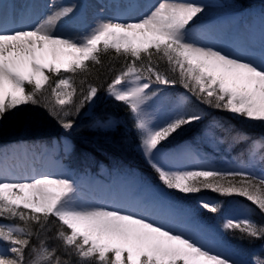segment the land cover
<instances>
[{
	"label": "snow or ice",
	"instance_id": "obj_1",
	"mask_svg": "<svg viewBox=\"0 0 264 264\" xmlns=\"http://www.w3.org/2000/svg\"><path fill=\"white\" fill-rule=\"evenodd\" d=\"M22 7L13 4L14 9ZM112 7L120 13L100 14L71 32L62 31L76 16L71 5L53 6L35 24L21 25L14 11L12 26L0 11V124L24 112L22 106L43 102L70 134L82 109L102 103L96 86L73 99L76 74L88 73L102 55L122 57L125 68L106 93L128 110L135 149L159 182L152 186L161 194L159 202L101 205L82 199L70 177L13 178L0 169V221H5L0 223V264H264V153L259 156L260 175L248 168L176 165L167 145L189 126L204 122L207 113L186 96L162 122H154L148 112L163 95L161 86L177 84L159 70L164 62L200 105L264 128V39L229 52L198 38L208 16V5L200 0H123ZM227 123L212 120L214 126ZM95 126L116 130L119 121L106 117ZM259 149L264 142L252 141L253 162ZM168 191L246 198L254 207H237L215 231L239 232L260 254L204 235L203 221L168 200L163 195ZM197 207L212 214L224 211L210 201H199ZM257 213L259 220L254 219Z\"/></svg>",
	"mask_w": 264,
	"mask_h": 264
},
{
	"label": "trees",
	"instance_id": "obj_2",
	"mask_svg": "<svg viewBox=\"0 0 264 264\" xmlns=\"http://www.w3.org/2000/svg\"><path fill=\"white\" fill-rule=\"evenodd\" d=\"M235 3H238L242 6L245 5H251L256 3H262L264 5V0H234ZM123 59L115 57L111 54L104 55L102 58L103 63L100 64V66L96 65H90V71L92 73H95L96 78L95 80L104 79V81L109 80L113 73L117 70V67L123 64ZM164 62H160L159 64V70L164 72L165 67H163ZM89 72L86 75H89ZM84 73H81L79 75H82ZM77 74V77L79 76ZM170 75V74H167ZM85 75H83L84 78ZM100 76V77H99ZM99 77V78H97ZM74 87L79 88L80 87V80L77 78V80L74 79ZM103 81V80H102ZM171 91L173 93L177 94L181 91H187L185 88L181 86L180 83H177L175 87H170ZM188 92V91H187ZM43 103V102H42ZM104 110H101V115L104 112V115H109L110 117H113L114 119L119 121V127L116 130H104V129H96L92 130L91 127H88L87 120L89 119L90 122L94 125L97 120L102 119L103 117L100 115L101 118L97 119L96 117L91 119V116H88L89 113H85L81 120H78L77 124H81V122H84L81 127L77 128L78 134L80 135L79 138L75 139L74 142V151L69 155L74 162H83L84 157H90L91 161H93L94 164L103 162V163H109V164H120L123 165L125 162L132 163L135 165V163L139 164L142 168H144L147 172H152L153 170L149 166L144 165V160L142 157L135 153V129L133 127L132 119L128 115L127 110L124 108V106L121 103L113 102L112 100L106 101L103 103ZM211 109V108H210ZM93 112V111H92ZM100 113V112H99ZM22 114V113H20ZM91 114V112H90ZM103 115V116H104ZM208 118L202 122L199 125H195V127L190 132H186L185 138H178L176 141L172 142L171 144L167 145L166 149H172L174 147L179 148L183 146V142L189 141L190 143L195 144L196 146H204L203 143H197L195 139H198V137H201L200 139H204V136L209 137H216L218 139V146L221 148L226 149L224 154L218 153L216 157V163L207 165L208 167L217 168L221 170H229V169H236V168H243L241 167L243 164L246 165L250 158V146L251 142L255 140H259L258 138H262V133H259L258 131H245L242 128L240 129H231L229 126V122L224 127L214 126L212 124L213 118L217 120H226L228 121L227 115L223 112H220L218 110H211L207 114ZM43 119V120H42ZM42 119L38 118H27L25 115L20 116V118H17V120H8L7 122L0 124V140H7L12 139L11 137L16 138H24L26 140H33L36 138H44V137H51L55 136L58 137L61 134L59 133V130H56V132H52V135H47L42 131V127H39L40 123L45 125V122H56L53 117L44 116ZM94 120V121H93ZM91 128V130H88ZM54 133V134H53ZM57 134V135H56ZM195 134L196 137H193ZM238 137V138H236ZM100 141L101 143H105V146H99L97 143ZM261 140V139H260ZM214 145L208 144L205 148H214ZM78 150V151H76ZM262 150V153H264V149ZM261 153V154H262ZM134 157V159H131L130 157ZM260 156V155H259ZM259 156L255 157L256 160L259 162ZM74 158V159H73ZM226 159L232 160V163H229V165L223 166L220 162H225ZM135 162V163H134ZM80 164V163H79ZM260 164V162H259ZM252 172H254L253 169H249ZM255 173V172H254ZM155 180V182L158 180L155 176H152ZM196 196L201 198L204 201H210L212 203L218 204V202H221L223 198L220 194H217L213 191H202L201 193L194 194L192 198L195 200ZM240 201H242L244 206L248 207H254V205H251V202L247 201L246 198L240 197L236 195ZM239 202V201H237ZM236 214V213H235ZM200 217H203L207 220H211L213 217H215L217 214H212L207 210H201ZM221 218V217H220ZM254 219L259 220V214L257 213L254 216ZM59 226V225H58ZM227 237L229 238H237L242 244H244V248L249 247L251 250H255L254 245L250 244L249 241L242 237L239 232L234 231H227ZM236 241V242H239ZM260 241H256L255 244H260ZM51 246V244L49 243ZM29 258V256H26V258Z\"/></svg>",
	"mask_w": 264,
	"mask_h": 264
},
{
	"label": "rangeland",
	"instance_id": "obj_3",
	"mask_svg": "<svg viewBox=\"0 0 264 264\" xmlns=\"http://www.w3.org/2000/svg\"><path fill=\"white\" fill-rule=\"evenodd\" d=\"M204 4L209 5V4H214L216 5L215 8H217L218 10H222L225 9L227 7H234V9L239 11V6L236 5L234 3V0H225V2L220 1V0H201ZM109 2V0H108ZM109 4V3H108ZM242 9V8H241ZM244 12V11H243ZM262 17L264 19V14H262ZM104 57V55L101 56V63H103L102 58ZM122 58V57H119ZM123 60V64H121L120 66L117 67V70L113 73V76L107 80L104 81V79H100L99 80H95L94 78H96V74L89 72V75H86L87 73H84L82 75H79L81 73H78V77L77 74L75 76V80H77V78H79L80 82L83 81V83H80V87L76 88V93L74 96V100L78 101L82 98L83 94H86L89 86H96L100 92L99 94L102 97V103L97 107V106H92V107H85L84 109L81 110V114L80 116L76 117V120L78 122V120H81V118L83 117V115L85 113H89L88 116H91V119L94 117H98L97 119L101 118V110L104 108V104L106 101H110L111 99H109V97L107 96L106 93V88L107 85L115 78V76L117 74H119L121 71L124 70L125 68V63H124V58H122ZM100 64L96 65L97 67L100 66ZM164 69V73L166 74H170L168 75L169 78L171 79H176L177 83L179 82V77L178 75H176L175 73L171 72L168 68V65L166 63H164L163 65ZM71 75V74H70ZM83 75L84 78H83ZM100 77V76H99ZM97 77V78H99ZM103 80V81H102ZM182 86V85H181ZM164 87V86H162ZM183 87V86H182ZM168 91L170 93H168ZM188 97L191 104L193 105H197L198 107L204 109V111L208 114L209 112H211V110L215 111V109H210L208 108L206 105H200L199 102L196 100V98L194 96L191 95V93L185 91V93H173V91H171L170 87H164V93L161 96V98L155 103L153 104L151 107H149L148 112L150 114L151 119L156 122V121H160L162 122L164 119H166L168 117V115L172 112L173 108L175 107L176 101L179 98L182 97ZM25 111L22 112V114H19L16 118L15 121L17 120V118H20V116H26L27 118H40L42 119L44 116H49L48 113V109L45 108L43 106V103H41L40 105H25L22 106ZM125 108V107H124ZM101 109V110H99ZM126 109V108H125ZM104 110V109H103ZM127 110V109H126ZM93 111V112H92ZM91 112V114H90ZM100 112V113H99ZM128 112V110H127ZM224 113V112H223ZM228 118V122H229V126L231 129H240L242 128L245 131H258L259 133H262V138H258L259 140L261 139V142H264V128L259 127L258 125L255 124H249L246 123L244 121H238L233 119L229 114L225 113ZM104 112L102 113V117L106 118V117H110L109 115H104ZM129 115V113H128ZM11 120V119H10ZM14 120V118L12 119ZM43 120V119H42ZM88 122V127H91L92 130H96L99 129L95 126V124L93 125L90 120H87ZM94 121V120H93ZM82 124H84V122H81V124H79V126H77L70 134L66 133L65 130L57 123V122H45V125L40 123L39 127H42V131H44L45 134L47 135H52V132H56V130H59V133L57 134H61L58 137L55 136H51V137H44V138H39V140H46L47 144L49 143V145H51V148L56 151H65V152H69L70 150L75 149L74 147V142L76 138H79L80 135L78 134L77 128L81 127ZM195 127L194 126H189L185 131H183L174 141H176L178 138H185L186 132H190L192 131V129ZM91 128H89L88 130H91ZM241 130V129H240ZM53 133V134H54ZM56 134V135H57ZM193 137H196L195 134H193ZM12 139H7L5 141L0 140V148L7 146V144L5 142L9 141V140H15L18 139L16 137H11ZM201 137H198V139H195L197 141V143H203L204 146H196L193 143L187 142L186 145L184 144L182 147H179L177 149L174 150V154L177 155L175 158L177 159V161L172 160V163L176 164V165H203V166H207L210 164H215V157H217L218 153L223 154V152L225 153L226 149L224 150V148H221L218 146L217 142L218 139L216 137H209V136H204V139H200ZM34 140V139H33ZM38 140V139H35ZM99 139H97V143L99 144V146H105V143H101L100 141L98 142ZM173 141V142H174ZM208 144L214 145V148H205ZM192 145V146H191ZM191 147V151H188L187 148ZM78 151V150H76ZM135 153L139 152L134 148ZM260 152V149L257 150ZM188 152V153H187ZM187 154V155H186ZM188 154H196L199 158L198 159H194V158H190L188 157ZM140 155V154H139ZM188 157V158H187ZM131 159H134V157H130ZM84 162H79L80 166H85L87 168H92L94 163L93 161H91L90 157H84L83 158ZM180 162V163H178ZM135 163V162H134ZM223 166L228 165L229 162L226 160L225 162H220ZM92 165V166H91ZM97 165L98 169L101 170H105V169H110L112 170V172L114 173V175H118V172H122L119 174V177L122 178L126 183H128V185L130 186H135V185H145L147 188L152 189L153 190V185H157L159 182H155L154 178L152 176H155V173L153 172L154 175H152V172H147L144 168H142L139 164L135 163L132 164H127L125 167H119V165L116 166H111V165H106L104 163H101ZM145 166H148L146 163H144ZM248 165L251 167H255L257 166V163L253 162V160L251 159V161L248 162ZM111 166V167H110ZM77 165L74 166V168H71L70 166V170L69 171H75L78 168ZM76 168V169H75ZM107 174V173H106ZM148 177V178H147ZM145 179V180H143ZM157 179V177H156ZM74 181V180H73ZM140 187V186H139ZM156 194L157 199H159L160 197V193L154 191ZM164 196H166L168 198V200L170 201H175L178 202L179 204H181L185 211L191 215V214H195L196 216H198L202 221H203V225L206 226L205 227V231H204V235H207L209 237H213V236H218L219 239L226 241L227 243H229L230 245H232L234 248L239 249V250H251L249 247L244 248V244H242L239 240H237V238H229L227 237V233L223 232L222 235L218 234L215 230L217 228H221L223 226L224 223V217L227 216H233L235 215L234 209H236L237 207H241L244 206L245 204L242 203V201H240L239 199H237L238 197L236 195H232V196H223L221 195V197H225L223 198V200L221 202H218V205H220L224 211L222 213H218L215 217H213L210 221L200 217V212H201V208L197 207V204L199 201H202L201 198L196 196V199L194 200L192 198V196L194 194H182V193H178L176 191H168L163 193ZM204 201V200H203ZM239 201V202H237ZM215 215V214H214ZM221 217V218H220ZM0 223H5V221H0ZM53 227H58V225H54ZM41 238L44 237V233L40 234ZM239 241V242H236ZM33 243L38 244V240L33 237ZM49 243L51 244V246H54L52 241H49ZM258 245V244H257ZM256 250V248H255ZM254 250V251H255ZM26 256H29V254L26 251ZM30 258V257H29ZM247 258V257H245ZM28 259V257L26 258ZM65 259H67L65 257Z\"/></svg>",
	"mask_w": 264,
	"mask_h": 264
},
{
	"label": "bare ground",
	"instance_id": "obj_4",
	"mask_svg": "<svg viewBox=\"0 0 264 264\" xmlns=\"http://www.w3.org/2000/svg\"><path fill=\"white\" fill-rule=\"evenodd\" d=\"M153 2H158V0H153ZM200 2L202 1L200 0ZM14 3H32L33 6L31 9L23 8L22 10H17V8H13ZM69 5L76 8V16L72 21H70L68 25L65 26L64 29H62L64 32L78 30L80 29V24H83V22L91 23L100 14L105 16L111 15L107 14L109 7L104 0H0V11L5 12L7 14V18H10L15 11L18 14L17 19L20 21L21 25L35 24L37 21L42 20L45 16H47L53 6H56L58 9L60 6ZM215 7L216 5L214 4L208 5L207 18L211 20L208 23L202 25L201 29L198 31V38L213 43L217 47L224 48L229 52L237 51L232 48L231 43L239 42L242 39H244V44L251 40L259 43L261 39H264V36L262 35H246L244 32H242V28L245 26L246 22L241 21L237 23L238 19L235 17L232 18L235 14H237L234 7L232 8L229 6L222 10H218ZM9 25L12 26L11 21L9 22ZM12 146L13 145H8L0 148V153L4 152L5 150H11ZM45 148L48 149L47 146H45ZM39 149H43V145L39 146ZM32 153L34 152L24 153L19 151L17 153L13 152L8 156H0V169L5 170L6 174L13 178L48 174L44 172H40L38 174H26L27 171H23L22 173L13 172L11 176L10 173H8V169L11 168L14 171L17 167L27 163L28 160H32V156L35 157V155ZM56 153L57 151H42L41 159L49 160V158L53 157ZM48 171L54 172V170L50 168ZM52 176L66 177V173L64 172L62 174ZM72 180H74L79 186L81 198L88 202L116 206L112 203V200L126 199V201L132 200L133 202L142 200L141 194H131L126 184L120 179L114 180L112 186L110 187L101 182L98 183L95 180H92L89 184H84L81 180L76 181L75 178ZM146 201L154 203L150 200Z\"/></svg>",
	"mask_w": 264,
	"mask_h": 264
}]
</instances>
